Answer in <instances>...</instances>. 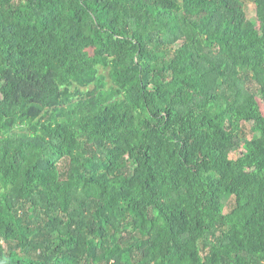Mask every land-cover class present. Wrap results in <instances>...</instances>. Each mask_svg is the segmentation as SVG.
<instances>
[{
	"label": "trees",
	"instance_id": "1",
	"mask_svg": "<svg viewBox=\"0 0 264 264\" xmlns=\"http://www.w3.org/2000/svg\"><path fill=\"white\" fill-rule=\"evenodd\" d=\"M261 102L264 0H0V264H264Z\"/></svg>",
	"mask_w": 264,
	"mask_h": 264
},
{
	"label": "rangeland",
	"instance_id": "2",
	"mask_svg": "<svg viewBox=\"0 0 264 264\" xmlns=\"http://www.w3.org/2000/svg\"><path fill=\"white\" fill-rule=\"evenodd\" d=\"M246 9H247V13H248L249 18L256 22L257 21V14H256L255 4L250 2V1L247 2ZM261 104H262V102H261ZM262 107H263V104H262ZM263 109H264V107H263ZM246 131H247L248 135L250 136L251 130H250L249 125L247 126ZM242 149H243V147L241 144L239 146H236L233 149H231V157H233V158L238 157L240 155V151Z\"/></svg>",
	"mask_w": 264,
	"mask_h": 264
}]
</instances>
